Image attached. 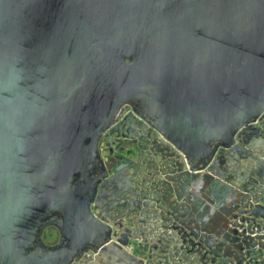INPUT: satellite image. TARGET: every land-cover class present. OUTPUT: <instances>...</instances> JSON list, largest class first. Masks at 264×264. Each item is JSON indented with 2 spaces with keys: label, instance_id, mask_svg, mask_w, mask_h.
<instances>
[{
  "label": "water",
  "instance_id": "1",
  "mask_svg": "<svg viewBox=\"0 0 264 264\" xmlns=\"http://www.w3.org/2000/svg\"><path fill=\"white\" fill-rule=\"evenodd\" d=\"M208 166L225 249L173 206ZM0 264H264V0H0Z\"/></svg>",
  "mask_w": 264,
  "mask_h": 264
},
{
  "label": "crops",
  "instance_id": "2",
  "mask_svg": "<svg viewBox=\"0 0 264 264\" xmlns=\"http://www.w3.org/2000/svg\"><path fill=\"white\" fill-rule=\"evenodd\" d=\"M197 169L195 176L186 173L173 176L175 192L172 195L176 203L173 206L177 208L181 220L198 233L199 240L206 246L210 245L212 250L219 246L224 248L229 245L226 235L238 188L218 166Z\"/></svg>",
  "mask_w": 264,
  "mask_h": 264
},
{
  "label": "rangeland",
  "instance_id": "3",
  "mask_svg": "<svg viewBox=\"0 0 264 264\" xmlns=\"http://www.w3.org/2000/svg\"><path fill=\"white\" fill-rule=\"evenodd\" d=\"M129 121H131V123H133L134 125L136 123V121L133 120V118H131ZM124 132L126 133L127 131ZM107 141L108 139L106 137L102 139L101 150L103 155H106L108 153ZM42 241L50 246L59 244V242L61 241L60 228L53 223H49L43 231Z\"/></svg>",
  "mask_w": 264,
  "mask_h": 264
},
{
  "label": "flooded vegetation",
  "instance_id": "4",
  "mask_svg": "<svg viewBox=\"0 0 264 264\" xmlns=\"http://www.w3.org/2000/svg\"><path fill=\"white\" fill-rule=\"evenodd\" d=\"M126 108H127V107H126ZM126 108H124L125 111H126ZM128 113H129V111L126 112V114L124 115V117H126V115H127ZM124 117H123V118H124ZM123 118H122V119H123ZM129 118H133V117H129ZM127 122H131V121L128 120ZM128 126H129V125H127V127H128ZM127 127H126V128L123 127L121 130H119V131H118V134L114 135V137H117V135H119V136L126 135L127 132H129V135H132V136H136V135H137V133H135L134 130H131L132 128L128 131V128H127ZM124 131H127V132L125 133ZM139 137H140V136H139ZM108 140H109V139H108ZM107 143H108V141H107ZM56 245H57V244H56ZM54 246H55V245H54Z\"/></svg>",
  "mask_w": 264,
  "mask_h": 264
}]
</instances>
